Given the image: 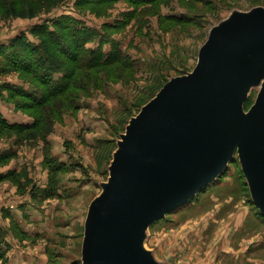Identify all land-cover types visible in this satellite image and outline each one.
Returning a JSON list of instances; mask_svg holds the SVG:
<instances>
[{"label":"rangeland","instance_id":"obj_1","mask_svg":"<svg viewBox=\"0 0 264 264\" xmlns=\"http://www.w3.org/2000/svg\"><path fill=\"white\" fill-rule=\"evenodd\" d=\"M13 1L32 6L0 0V47L17 36L36 43V25L52 29L70 18L98 32L87 49L109 40L106 54L113 43L122 51L109 65L73 63L69 90L63 73L58 82L42 81L47 70L33 48L0 55V118L35 123L25 131L0 123V264H84L91 212L110 193L133 121L167 83L198 67L215 35L264 18V0H65L55 8L36 5L33 19L7 17ZM58 45L70 55L77 50ZM230 52L253 67L247 112L264 84V36L241 31ZM86 54L80 60H89ZM262 214L232 151L218 174L148 227L141 264H264Z\"/></svg>","mask_w":264,"mask_h":264},{"label":"water","instance_id":"obj_2","mask_svg":"<svg viewBox=\"0 0 264 264\" xmlns=\"http://www.w3.org/2000/svg\"><path fill=\"white\" fill-rule=\"evenodd\" d=\"M263 21L254 16L215 35L198 67L167 83L133 121L110 193L91 212L84 264H141L148 227L218 174L232 151L264 213V84L246 112L253 67L230 52L241 31L264 36Z\"/></svg>","mask_w":264,"mask_h":264},{"label":"trees","instance_id":"obj_3","mask_svg":"<svg viewBox=\"0 0 264 264\" xmlns=\"http://www.w3.org/2000/svg\"><path fill=\"white\" fill-rule=\"evenodd\" d=\"M136 3H150L151 0H134ZM65 0H32L29 3H32V6H21L15 1L8 2L6 7L7 9V17H20V18H29L33 19L36 17L37 8L36 5H44L46 7H57L64 3ZM35 3V4H34ZM33 37L37 39L36 43L30 42L25 36H17L14 40H12L8 45H2L0 47V55L6 57L10 54V52L16 53L17 51H27L30 48H33L35 52L39 54L37 65L42 68H46L47 79H43L44 82H58L59 80H55V75L58 73H63L61 76L60 82L63 86L62 82L66 81V89H70V84H73V77L70 72L74 71L75 66L73 68V63L78 62L86 65L87 67L92 66L93 64H102L109 65L111 62L116 61L118 57L121 55L122 51L119 49L118 43H113V53L106 54L104 51L105 42L109 40H103L102 44L98 48H88L86 44L95 38L98 33L95 30L88 29L87 27L82 26L77 20L65 18L63 20H58L53 23L52 29L47 27L46 25H36L31 31ZM88 41V42H87ZM66 44L70 47V44H75V50L72 55L68 54L64 51V47L61 48L58 44ZM87 53L86 55L89 57L86 62L80 60V53ZM94 60V61H92ZM92 61V63L90 62ZM61 86V87H62ZM60 90V84L54 87L52 93H55ZM21 94H25L21 91ZM27 97H29L27 95ZM36 100V99H35ZM248 103H246V107L248 108ZM0 123L7 127L8 129L14 130H30L32 125L23 126V125H10L5 120L0 118ZM30 128V129H29ZM5 217H10L6 216ZM264 217V215L262 214ZM5 263H8V260H5Z\"/></svg>","mask_w":264,"mask_h":264},{"label":"bare ground","instance_id":"obj_4","mask_svg":"<svg viewBox=\"0 0 264 264\" xmlns=\"http://www.w3.org/2000/svg\"><path fill=\"white\" fill-rule=\"evenodd\" d=\"M223 174V173H222Z\"/></svg>","mask_w":264,"mask_h":264}]
</instances>
